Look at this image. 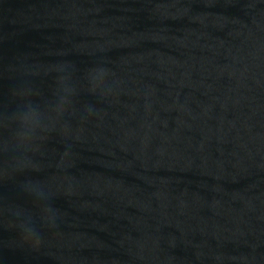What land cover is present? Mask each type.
Masks as SVG:
<instances>
[{
	"label": "water",
	"instance_id": "95a60500",
	"mask_svg": "<svg viewBox=\"0 0 264 264\" xmlns=\"http://www.w3.org/2000/svg\"><path fill=\"white\" fill-rule=\"evenodd\" d=\"M0 264H264V0H0Z\"/></svg>",
	"mask_w": 264,
	"mask_h": 264
}]
</instances>
